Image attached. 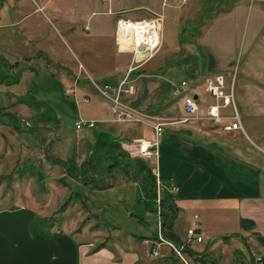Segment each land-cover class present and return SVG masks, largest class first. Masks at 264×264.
Returning <instances> with one entry per match:
<instances>
[{
	"label": "crops",
	"instance_id": "obj_1",
	"mask_svg": "<svg viewBox=\"0 0 264 264\" xmlns=\"http://www.w3.org/2000/svg\"><path fill=\"white\" fill-rule=\"evenodd\" d=\"M140 2L146 3L143 6L147 11L133 17L115 16L118 10L109 2L101 12L113 22L107 26L99 20L93 28L88 19L70 14L53 0H0V62L11 68L22 62L31 66L44 57L51 64L54 62L56 69L49 66L63 80L64 88L72 85L74 78L79 86V102L71 101L80 116V99L85 93L91 94L90 103H83L90 107L87 118L81 116L95 121L93 128L85 127L92 132L86 136L90 143L84 157L85 161H98L103 168L116 161L118 150L127 152L137 142L153 139L154 125L162 123L158 157L142 161L153 177L155 173L159 175L161 207L164 199L173 211L170 232L174 239L168 238L178 242L185 238L187 228L196 226L203 236V241L196 243L197 248L192 247V252L199 255L196 264H250L247 253L254 264H259L255 256L261 257L260 264H264V151L260 146L250 147L239 131H223L208 120L181 121L185 115L183 100L171 95L172 87L187 79L199 113L205 115L207 105L213 101L204 92L205 77L224 74L229 80L233 76V45L223 36L212 37L210 32L222 15L235 21L252 16L251 27L259 35L261 51L255 53V40L249 42L244 64L263 68L264 9L258 6L253 10L249 0ZM154 13L162 18L160 47L154 56L136 63L135 67L141 69L130 74L134 92L121 99L158 119L151 123L114 121L107 103L95 94L89 81L92 78L98 83L116 85L121 79L115 80L114 74L121 70L119 58L126 50L116 45V18H143ZM47 25L48 30L44 31ZM200 46L209 52L207 71L198 63ZM225 51L231 59L223 61L219 55ZM255 59L258 64L253 63ZM179 73L180 77H176ZM235 97L237 103V91ZM256 99L264 100V93ZM247 108L242 112H247ZM0 126L10 128L5 123ZM139 167L140 164L135 165L131 172L119 167L88 172L85 177L97 182L82 181L90 191L84 201L78 195L73 199L69 189L60 214H47L36 204L3 206L0 202V264H154L169 260L172 254L166 248L158 259L147 256L157 228L153 219L147 218V222L144 217L153 212L158 223V202L153 182ZM119 183L135 187L124 188ZM106 193L112 196L107 206L111 216L100 223L96 219L103 211L100 205L106 204V198L101 196ZM120 207L125 218L130 215L138 220L131 225V232L125 231L121 219L114 216ZM73 211L80 218L74 217Z\"/></svg>",
	"mask_w": 264,
	"mask_h": 264
},
{
	"label": "rangeland",
	"instance_id": "obj_2",
	"mask_svg": "<svg viewBox=\"0 0 264 264\" xmlns=\"http://www.w3.org/2000/svg\"><path fill=\"white\" fill-rule=\"evenodd\" d=\"M109 2L113 3L115 10H118L114 14L115 16L129 15L133 17L147 11L146 7L143 6L146 3H141L140 0L135 2L134 0H90L88 3L83 2V0L76 2L73 0H53L55 5L59 4L70 10V14L75 13L83 20L88 19L93 28L99 20L107 26L113 22L111 17H108L109 15L101 12ZM249 2L250 8L253 10L258 6L264 9L261 0H249ZM44 23L46 24L45 21ZM251 24L252 16L250 19L248 16L241 21L239 19L235 21L226 15H222L213 23L210 32L211 35H214L212 37L223 36L230 40L234 47L230 72H233L235 78L234 86L238 96V109L244 130L249 137L244 134L241 136L250 147L259 148L258 146H260V149L262 148L264 151V100L256 99L261 97V93H264V67H247L244 64L249 42L255 40V53L261 51L257 43L259 35L253 33ZM48 26L44 31L48 30ZM88 44L91 47L92 41L90 40ZM121 47V50L127 48L129 50L123 51L119 58L122 65L119 66L121 70L114 74L115 80L122 78L129 67H133L132 75L141 69V67H135L136 63H131L132 51H130L129 46L121 45ZM158 48L153 52V56ZM197 53L199 54L198 63L200 67L207 71L209 52L205 47L200 46ZM219 57L223 61L231 59L226 51ZM253 63L258 64V61L255 59ZM49 65L56 69L54 62L51 64V61L48 62L45 57L40 60L36 59L31 63V66L22 62L14 68L2 61L0 62V72H2L0 75V120L2 119L3 123L6 122L3 120L6 114H12L15 117L14 121L9 123L11 126L8 130L7 127L1 128L0 126V202L3 206L24 204L33 207L36 204L47 214L56 215L63 212L64 209L61 210V207L69 195V189L73 193V199L78 195L83 201L84 196L88 195L90 191L86 184H82L84 179L81 175L67 174L60 161L57 162V160H50L49 158L53 157L62 161H68L69 158L75 159L72 161L74 172L83 174L80 167L86 158L84 157L87 154L86 146L90 143L86 136L92 131L85 127L78 132L75 130L74 122L78 118V112L72 105L74 99L71 95L64 94L63 80ZM244 66L247 68L244 69ZM84 71L82 68V73ZM223 71L226 72L227 69ZM180 75L179 73L176 77H180ZM69 86L67 84L66 87ZM252 104L256 106H252ZM248 106L246 114L243 113L242 109ZM89 108L83 103L79 105V112L82 117L87 118ZM94 129L99 130L98 126ZM126 151L128 152V150ZM67 163L71 165L70 161ZM149 166L152 167L151 162ZM98 171L95 170L97 173ZM119 186L124 188L135 187L127 186V184L121 185V183ZM101 196L105 197L107 201L106 204L104 203L105 205H100L103 211L97 214L96 220L104 223L108 221L106 216H111L108 214L107 206L109 204L108 199L112 196L108 193ZM78 205L77 208H80V201H78ZM126 208H130V206ZM72 214L74 217L80 216L75 211ZM125 214V211L120 207L114 216L121 219L120 224L125 231L131 232V225L138 223V220L129 218L130 215L125 218ZM138 216L142 215L138 214ZM144 218L147 222H149L147 218L153 219L154 224L156 222L155 228H157V220L153 212H150V217ZM198 245L195 243L192 247L197 248ZM247 254L250 264H254L250 253ZM154 264L175 263L157 260ZM179 264L181 263L179 262Z\"/></svg>",
	"mask_w": 264,
	"mask_h": 264
},
{
	"label": "built area",
	"instance_id": "obj_3",
	"mask_svg": "<svg viewBox=\"0 0 264 264\" xmlns=\"http://www.w3.org/2000/svg\"><path fill=\"white\" fill-rule=\"evenodd\" d=\"M262 2L264 4V0H262ZM161 21V15L156 13L143 18H129L125 16L116 18L115 41L117 47L122 49L119 42L120 35L134 41L129 47L130 51H132V64L149 58L158 48L161 38ZM140 46H143V49H140ZM124 50L129 49L127 48ZM132 68L133 67L128 68L116 85L98 83V81L91 78V86L95 94L107 103L114 121L151 123L158 118L131 107L121 99L122 95H130L134 92V81L130 75ZM234 81V76H231L229 80H227L224 74H213L205 77L203 89L205 94L212 98L213 101L207 105L206 114L201 115L199 113V105L194 96L190 93L191 86L189 81L187 79L180 80L178 84L172 87L171 95L173 98H181L183 100L185 115L181 118V121L208 120L213 124L219 125L223 131H239L247 136L236 103ZM64 93L71 95L75 103L79 102V86L76 81L69 87H65ZM90 101V93H85L80 99V102L86 104L90 103ZM74 125L75 130L78 132L83 127L93 128L95 121L84 119L79 115ZM162 133V123L158 122L154 125V138L132 145L130 149H128L130 157L139 158L145 162L157 158L159 138ZM154 177L158 202V223L156 237L152 242V247L147 252V256L151 260L160 258L163 255L162 249L166 248L168 252L182 264H196L195 261L199 255L192 252V245L201 243L203 241V236L197 231L196 226L187 228L185 238L178 242L166 236V224L161 215L160 192L162 183L157 173L154 174ZM255 260L259 264L262 261L261 257L258 256H255Z\"/></svg>",
	"mask_w": 264,
	"mask_h": 264
},
{
	"label": "trees",
	"instance_id": "obj_4",
	"mask_svg": "<svg viewBox=\"0 0 264 264\" xmlns=\"http://www.w3.org/2000/svg\"><path fill=\"white\" fill-rule=\"evenodd\" d=\"M131 73H132V70H131ZM65 94V93H64ZM66 95V94H65ZM1 118V117H0ZM14 115L12 114H6L5 118L3 120H6V122H4L5 124H8L10 125L9 123H11V121L14 119ZM18 121V119H16ZM14 121V120H13ZM0 122L3 123L2 119L0 120ZM11 126V125H10ZM116 161H113L114 163H111L109 165L106 166V168H103V164L100 165L101 163H99L98 161H95L94 159H90L89 161L85 162V163H82V166L80 167L81 168V171L83 172V174H77L76 172H74V167H73V162L74 159H69L68 161L71 162V165H69L67 162L68 161H62L61 159H56V158H53V157H50L49 159L51 160H57L61 162V164L64 165L65 167V171L66 173L68 174H71L73 176H77V175H81L82 178L86 181L87 179H90L89 177H85V175L88 173V172H95V170H99L98 173H101L103 171H112V169L114 167H119L121 168L124 172H131L132 168L137 165V164H140V167H139V171H143V172H146V176L148 177V179H150L153 184H154V187H155V177H153L152 175V172L150 170V168L144 164V162L142 160H140L139 158H135V157H130V155L125 152L124 150L120 149L116 152ZM106 169V170H105ZM91 180V179H90ZM91 182H96L94 179L91 180ZM98 187V185H95ZM167 200H164L162 199V211H161V215L163 217V220L166 224V236L169 237V238H172L174 239V236L172 235V233L170 232L171 230V221H172V215H173V211L172 209L168 208L167 206ZM169 260L168 261H171V263H176L177 262V259L174 258L173 256H169ZM204 259V256H201V260Z\"/></svg>",
	"mask_w": 264,
	"mask_h": 264
},
{
	"label": "bare ground",
	"instance_id": "obj_5",
	"mask_svg": "<svg viewBox=\"0 0 264 264\" xmlns=\"http://www.w3.org/2000/svg\"><path fill=\"white\" fill-rule=\"evenodd\" d=\"M119 42H120L121 45H125V46H129L130 47L133 44L134 41L131 40V39H126V38L122 37V35H120Z\"/></svg>",
	"mask_w": 264,
	"mask_h": 264
},
{
	"label": "water",
	"instance_id": "obj_6",
	"mask_svg": "<svg viewBox=\"0 0 264 264\" xmlns=\"http://www.w3.org/2000/svg\"><path fill=\"white\" fill-rule=\"evenodd\" d=\"M139 48H140V49H143V46H140ZM145 53H147V52H145Z\"/></svg>",
	"mask_w": 264,
	"mask_h": 264
}]
</instances>
